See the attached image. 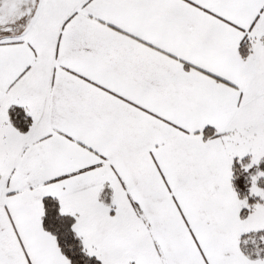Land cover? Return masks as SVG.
<instances>
[{
    "label": "snow or ice",
    "instance_id": "snow-or-ice-1",
    "mask_svg": "<svg viewBox=\"0 0 264 264\" xmlns=\"http://www.w3.org/2000/svg\"><path fill=\"white\" fill-rule=\"evenodd\" d=\"M0 264H264V0H0Z\"/></svg>",
    "mask_w": 264,
    "mask_h": 264
}]
</instances>
